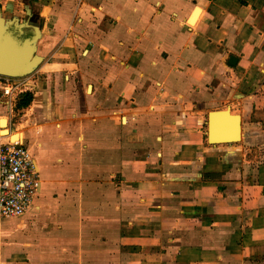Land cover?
<instances>
[{"label": "crops", "instance_id": "crops-1", "mask_svg": "<svg viewBox=\"0 0 264 264\" xmlns=\"http://www.w3.org/2000/svg\"><path fill=\"white\" fill-rule=\"evenodd\" d=\"M0 12L39 28L43 58L19 78L39 116L18 133L42 189L0 224V264H264V0H0ZM15 106L0 93L1 120ZM217 111L240 117L239 141L210 140Z\"/></svg>", "mask_w": 264, "mask_h": 264}, {"label": "built area", "instance_id": "built-area-1", "mask_svg": "<svg viewBox=\"0 0 264 264\" xmlns=\"http://www.w3.org/2000/svg\"><path fill=\"white\" fill-rule=\"evenodd\" d=\"M29 89L19 78L1 76L0 93L12 109L18 96ZM42 189L40 169L31 150L22 141L0 137V224L23 218Z\"/></svg>", "mask_w": 264, "mask_h": 264}, {"label": "water", "instance_id": "water-1", "mask_svg": "<svg viewBox=\"0 0 264 264\" xmlns=\"http://www.w3.org/2000/svg\"><path fill=\"white\" fill-rule=\"evenodd\" d=\"M39 28L35 26L31 35H25L19 26L12 28L0 12V76L25 78L42 63L37 54L36 42ZM233 63V61H231ZM230 117L235 125V133H228L221 117ZM8 121L6 120V126ZM209 138L213 143L235 142L241 139V119L229 111L212 112L209 117Z\"/></svg>", "mask_w": 264, "mask_h": 264}, {"label": "rangeland", "instance_id": "rangeland-1", "mask_svg": "<svg viewBox=\"0 0 264 264\" xmlns=\"http://www.w3.org/2000/svg\"><path fill=\"white\" fill-rule=\"evenodd\" d=\"M31 106H32V103L27 108H24V109L20 108L18 110L15 109V111L13 113L5 114L4 119H6L8 121V123H7V126H5V127H2V125H1L0 129L9 130V132H11L12 135L18 134L19 132H24V130H26V129H30L29 128L30 126L27 125L26 122L29 120L30 117H35V116L38 117L39 116L36 107H31ZM19 124H25V126L19 125ZM13 141H17V139H13ZM26 142L29 144V146H31L32 140H27ZM19 220L20 219H12V220H8L2 224L5 227L6 226L11 227V226L16 225ZM1 241H8V238L3 237L1 239Z\"/></svg>", "mask_w": 264, "mask_h": 264}, {"label": "trees", "instance_id": "trees-1", "mask_svg": "<svg viewBox=\"0 0 264 264\" xmlns=\"http://www.w3.org/2000/svg\"><path fill=\"white\" fill-rule=\"evenodd\" d=\"M33 100H34V95H33L32 92L26 91L24 93H21L18 96L15 109L18 110L20 108L21 109L27 108L28 106L31 105V103L33 102Z\"/></svg>", "mask_w": 264, "mask_h": 264}, {"label": "bare ground", "instance_id": "bare-ground-1", "mask_svg": "<svg viewBox=\"0 0 264 264\" xmlns=\"http://www.w3.org/2000/svg\"><path fill=\"white\" fill-rule=\"evenodd\" d=\"M0 123H1V125H2V127H5L6 126V119H2L1 121H0ZM8 136H10L11 137V140L13 141V139H17V141H22V140H18L19 138H18V134H14V135H12V133L11 132H9V134H7V135H2L1 133H0V137H4V138H7ZM13 142H15V141H13Z\"/></svg>", "mask_w": 264, "mask_h": 264}]
</instances>
